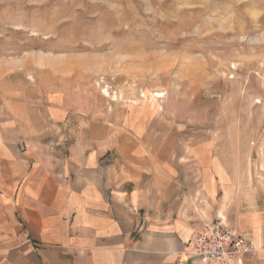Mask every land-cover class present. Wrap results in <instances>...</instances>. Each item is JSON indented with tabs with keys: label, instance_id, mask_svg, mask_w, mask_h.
Wrapping results in <instances>:
<instances>
[{
	"label": "crops",
	"instance_id": "1",
	"mask_svg": "<svg viewBox=\"0 0 264 264\" xmlns=\"http://www.w3.org/2000/svg\"><path fill=\"white\" fill-rule=\"evenodd\" d=\"M37 64L0 60V264H193L191 241L226 214L252 245L239 264H264V204L214 158L178 171L140 118L87 107L65 62Z\"/></svg>",
	"mask_w": 264,
	"mask_h": 264
},
{
	"label": "rangeland",
	"instance_id": "2",
	"mask_svg": "<svg viewBox=\"0 0 264 264\" xmlns=\"http://www.w3.org/2000/svg\"><path fill=\"white\" fill-rule=\"evenodd\" d=\"M12 59L65 62L72 97L140 118V139L178 171L214 158L264 204V0H0Z\"/></svg>",
	"mask_w": 264,
	"mask_h": 264
},
{
	"label": "built area",
	"instance_id": "3",
	"mask_svg": "<svg viewBox=\"0 0 264 264\" xmlns=\"http://www.w3.org/2000/svg\"><path fill=\"white\" fill-rule=\"evenodd\" d=\"M190 248L193 264H239V257L252 251L247 238L221 218L197 234Z\"/></svg>",
	"mask_w": 264,
	"mask_h": 264
},
{
	"label": "bare ground",
	"instance_id": "4",
	"mask_svg": "<svg viewBox=\"0 0 264 264\" xmlns=\"http://www.w3.org/2000/svg\"><path fill=\"white\" fill-rule=\"evenodd\" d=\"M158 97H159V98H162L163 96H162V94H161V95H157V98H158ZM227 196H228V194H227ZM227 196H226V197H227Z\"/></svg>",
	"mask_w": 264,
	"mask_h": 264
}]
</instances>
